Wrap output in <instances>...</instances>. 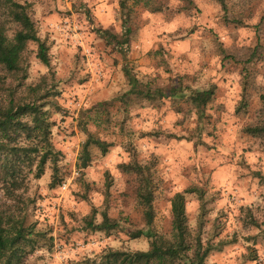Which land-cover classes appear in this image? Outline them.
<instances>
[{"label":"rangeland","instance_id":"374dc122","mask_svg":"<svg viewBox=\"0 0 264 264\" xmlns=\"http://www.w3.org/2000/svg\"><path fill=\"white\" fill-rule=\"evenodd\" d=\"M19 1L49 45L50 65L29 42L21 73L0 86V98H30L26 86L41 82L61 153L55 183L48 162L40 177L29 174L16 201L0 191V209L34 232L23 264H99L109 249L147 250L150 237L130 235L149 228L138 178L121 168L133 160L156 184L152 231L171 237L173 195L197 186L203 199L186 195L189 240L211 248L206 264H264V135L246 130L260 123L264 103V0H225L227 12L218 0L136 5L128 60L151 97L134 91L121 55L97 31H122L121 0ZM16 28L9 23L8 34ZM210 87L215 96L200 120L189 96ZM244 93L249 106L238 111ZM88 133L111 145L107 153L92 145L82 170ZM104 211L116 229L86 225L87 216L101 222Z\"/></svg>","mask_w":264,"mask_h":264},{"label":"trees","instance_id":"16d2710c","mask_svg":"<svg viewBox=\"0 0 264 264\" xmlns=\"http://www.w3.org/2000/svg\"><path fill=\"white\" fill-rule=\"evenodd\" d=\"M225 12L228 6L225 0H218ZM149 5V0H133L131 6L127 0H121L122 31L117 33L110 28H98V33L106 44L122 57V69L134 91L146 97L153 96L149 89L141 87L139 79L130 65V43L135 32L133 11L139 3ZM226 16L227 13H224ZM14 23L17 28L12 36L8 34V24ZM29 42L37 44V57L46 66L50 65L49 45L38 33L27 3L19 0H0V86L5 85L9 77L22 71V54ZM41 82L27 85L24 89L30 98L17 100L13 92L9 98H0V191L12 200L20 198L25 189L30 173L40 177L48 162L53 166L52 184L56 181L60 160V151L51 140L54 122L49 111L45 109L50 104L47 96L40 93ZM178 90L172 88L170 96H177ZM215 96V87L193 91L189 99L193 104L198 118L205 116L209 102ZM264 102V95L262 96ZM249 98L244 93L237 107L238 111L246 110ZM260 123L247 126L246 130L254 135H264V103L260 113ZM98 146L107 153L111 142L88 133L80 154L79 166L83 170L92 161L91 146ZM121 168L128 173L136 174L138 178L137 197L144 209L147 230L138 229L130 233L132 238L146 235L150 237L147 250L123 251L109 249L99 264H206V258L211 250L203 247L201 241L191 244L190 229L186 211L187 194L197 193L203 199L204 192L197 186H190L176 192L171 199L173 230L171 237L151 230L155 212L153 201L155 186L150 168L137 160L122 163ZM86 225L93 230L109 232L118 227V222L112 219L107 211L103 212L101 222H95L94 215L85 218ZM33 230L20 217H14L11 212L0 209V264H23L28 252L35 247ZM190 251H193L190 254ZM215 264V263H212Z\"/></svg>","mask_w":264,"mask_h":264}]
</instances>
